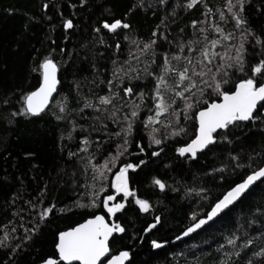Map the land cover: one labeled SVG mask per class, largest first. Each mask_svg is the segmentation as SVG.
<instances>
[{
    "label": "snow or ice",
    "instance_id": "1",
    "mask_svg": "<svg viewBox=\"0 0 264 264\" xmlns=\"http://www.w3.org/2000/svg\"><path fill=\"white\" fill-rule=\"evenodd\" d=\"M91 3L67 0V7L86 9ZM95 7L101 11L88 26L91 39L79 50L63 42L57 47L53 35L60 28L68 41L80 28L75 13L64 15L63 0H40L39 15L25 14V30L32 24L48 29L41 40L47 51L33 49L29 72L35 86L0 92V123L51 116L65 125L59 148L75 167L69 203L56 202L68 187L62 179L66 169L57 173L60 184L53 180L57 195L50 197L45 181L30 198L16 191L5 201L2 264H19L51 219L77 211L90 215L55 231L53 250L45 255L37 250L34 264H124L128 251L108 258L111 244L127 232L122 218L145 217V236L133 239L163 226L159 215L147 221L152 205L134 185L166 148L172 160L189 171L195 167L193 181H199L177 179L174 186L159 175L147 178L146 187L161 193L182 188V199L195 200L172 243L241 205L247 212L216 242L212 264H264V0H129L119 16L103 0ZM5 11L11 15L14 9ZM137 13L155 21L148 38L133 27ZM185 15L196 18L173 35L171 27ZM73 57H83L91 78L74 72L69 93L62 94L58 73ZM4 186L0 182V190ZM250 199L254 202L246 204ZM149 243L161 249L168 241ZM180 264L199 260L193 253L191 262L185 257Z\"/></svg>",
    "mask_w": 264,
    "mask_h": 264
},
{
    "label": "trees",
    "instance_id": "2",
    "mask_svg": "<svg viewBox=\"0 0 264 264\" xmlns=\"http://www.w3.org/2000/svg\"><path fill=\"white\" fill-rule=\"evenodd\" d=\"M39 2L40 0H0V92H7L17 87L30 88L37 84L36 78L29 72L31 55L34 48L41 49L42 54L46 53L47 49L42 47L41 40L48 29L32 24L25 30L27 18L25 14L39 15L36 8ZM100 2L101 0H92L86 9H69L67 0H63L64 15L75 13L72 18L80 25V28L78 31L74 30L72 38L68 41L63 40V30L58 28L53 33L57 47L61 46L63 42L68 45L69 50L74 47L79 50L82 43L91 39L88 26L99 15L101 9L95 5ZM103 2L106 6L112 7L116 15L119 16L128 5L129 0H103ZM212 2L216 3L217 0H212ZM9 8L14 9L11 15L5 11ZM193 18L196 17L185 15L179 19L170 29L173 35ZM56 19L58 20L59 17ZM131 19L139 36L148 38L155 21L151 18L146 19L142 13H137ZM56 60H61L59 54H57ZM100 63L106 62L100 61ZM108 66L110 67V65ZM74 72L78 77L88 75L91 78V69L85 64L83 57H73L71 66H63L58 73V78L62 82L58 87L61 88L62 94L69 93ZM79 123L84 122L79 121ZM64 127L65 125L58 126L51 116H46L43 119H21L11 126L0 123V182L5 185L0 190V209L5 207V201L11 197L12 193L19 191L25 199L30 198L36 194L45 181H48L50 197L57 195L53 188V180L57 184L61 183V178L57 177V173L62 169L67 170L66 174H62V179L68 184V187L59 192L56 202L59 207L71 201L70 174L75 163L68 161L66 152L61 153L59 148L61 142L58 138ZM27 153H32V155L27 156ZM172 155V149L166 148L165 154H162L158 160L150 162L144 172L136 176L137 184L134 185L139 187L141 198L149 199L152 205V211L146 216L147 221L151 222L153 215H159L162 217L163 226H158L152 233L147 234L146 238L133 239L134 236L138 238L145 236L141 232V229L146 226L145 217L122 218L127 232L123 234L122 240L118 239V242L111 244L110 256L121 251H128L130 258L127 264H180L185 257H188V261L191 262L192 254L195 253L199 264H212V257L216 255V242H222V234L234 229L237 219L247 212L246 207L238 205L222 219L199 230L198 234L194 233L181 241L172 243L175 236L182 230V226L187 222L186 216L195 208V200L182 199V188L180 193H173L170 190L161 193L146 187L147 178L149 174L159 175L160 178L174 186L177 179L181 183H199V181H193L192 177L196 168L193 167L189 171L187 164L172 160ZM165 163L169 164V168L164 167ZM200 166L197 165V167ZM218 191L220 190L217 189L216 192ZM216 192H213V195ZM260 195L259 190L254 193L256 198H259ZM253 202L250 199L245 203ZM89 215L88 212L77 211L75 214L51 219L48 227L43 229L41 235L35 240L32 253L24 255L19 264H34V261L39 258L36 256L37 250L40 255L50 254L53 250L51 242L54 232L74 226L76 222H82ZM8 218L3 211H0V222L6 223ZM154 239L158 242L168 241V243L161 249H152L149 242ZM257 243L259 244L260 241ZM210 245L211 247H209ZM178 253H183V255H177ZM4 259V253L0 252V264Z\"/></svg>",
    "mask_w": 264,
    "mask_h": 264
},
{
    "label": "water",
    "instance_id": "3",
    "mask_svg": "<svg viewBox=\"0 0 264 264\" xmlns=\"http://www.w3.org/2000/svg\"><path fill=\"white\" fill-rule=\"evenodd\" d=\"M206 226H207V225H206ZM198 231H199V230H198ZM185 238H186V237H185ZM183 239H184V238H183ZM175 242H177V241H175ZM116 255H119V253L116 254ZM113 256H115V255H113ZM111 257H112V256H110V254H109V257H108V258L111 259ZM129 258H130V257H128V259L124 261V264H127V263L129 262ZM105 264H107V261H105Z\"/></svg>",
    "mask_w": 264,
    "mask_h": 264
}]
</instances>
